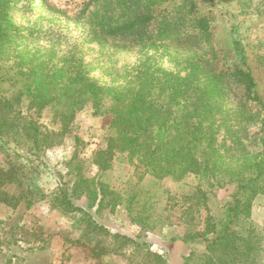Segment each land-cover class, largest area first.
Wrapping results in <instances>:
<instances>
[{
	"label": "rangeland",
	"instance_id": "374dc122",
	"mask_svg": "<svg viewBox=\"0 0 264 264\" xmlns=\"http://www.w3.org/2000/svg\"><path fill=\"white\" fill-rule=\"evenodd\" d=\"M88 1L21 0L11 13L19 26L37 33L24 37L0 56V117L6 115L17 122L14 131L1 130L0 165L23 166L29 176V169L37 166L34 176L44 199L30 208L23 199L15 207L0 202V264H127V256L107 254L95 259L86 247L70 242L80 236L83 226L54 209L49 200L59 188H69L76 173L93 180L98 194L101 189L105 192L101 209L96 213V207L88 210L99 225L113 234L142 241L169 264H183L191 256L201 261L206 252L203 235L219 232L227 222L236 178L218 173L209 177L187 174L180 179L155 177L136 159L115 150L107 160L108 169L98 171L94 164L96 152L107 148L113 133L110 114L95 116L88 105L72 121L63 122V103L39 108L20 95L28 82L26 74L33 67L43 61L61 67V60L71 50L75 51L82 72L103 88L128 86L134 79L133 69L149 55H155L157 65L164 69L182 68L187 57L184 51L120 50L115 48L119 40L108 45L92 42L87 24L76 19ZM180 1L171 0L163 8ZM194 1L195 13L207 18L211 25L214 63L218 68L236 64L234 47L238 43L245 51L255 90L264 99V1L259 6L260 13H242L236 0ZM51 49L55 57L49 62ZM206 58L211 59V55ZM30 121L49 135L48 146L37 154L22 130V125ZM230 130L231 134L220 127L215 133L212 148L218 153L233 144V128ZM262 137L261 123L248 129L242 142L247 154L264 150ZM0 191L16 192L14 186L2 187ZM75 203L86 206L85 196ZM232 232L239 237L251 235L259 247L252 264H264V195L253 199L250 217L238 215L234 219ZM193 235L197 237L190 239Z\"/></svg>",
	"mask_w": 264,
	"mask_h": 264
},
{
	"label": "trees",
	"instance_id": "16d2710c",
	"mask_svg": "<svg viewBox=\"0 0 264 264\" xmlns=\"http://www.w3.org/2000/svg\"><path fill=\"white\" fill-rule=\"evenodd\" d=\"M170 1L89 0L76 19L87 24L90 40L100 45L119 40L115 48L120 50L184 51L187 57L181 69H164L157 65L155 55H149L133 69L134 79L128 86L103 88L82 72L75 51L71 50L61 60V67L44 61L33 67L26 74L28 82L20 95L39 108L63 103V122L72 121L88 105L95 116L110 114L113 133L107 148L96 152L94 164L98 171L108 169L107 160L115 150L136 159L155 177L180 179L187 174L209 177L218 173L236 178L237 188L227 209L226 224L219 232L203 235L206 252L201 261L191 256L183 264H252L259 254L257 243L251 235L237 236L232 225L238 215L250 217L253 199L264 195V150L249 155L242 143L251 126H264V99L255 90L244 49L235 43L238 62L218 68L209 20L195 13L194 0H181L171 8H163ZM263 1L236 3L242 13H260ZM20 2L0 0V56L24 37L37 33L13 20L11 13ZM49 53L51 62L55 52L51 49ZM208 55L211 59L206 58ZM16 124L15 119L1 116L0 133L14 131ZM220 127L230 134L233 128L235 138L223 153L212 148ZM22 130L34 154L48 146L49 135L36 123L27 122ZM260 141L264 147L263 137ZM36 169L37 166L31 167L29 176L23 166L0 165V188L14 186L16 190L13 194L0 191V202L15 207L23 199L30 208L43 200L34 176ZM104 193L101 189L98 194L93 180L76 173L69 188H59L52 194L50 205L83 226L80 236L70 242L86 247L95 259L114 254L127 256V264H169L142 241L113 234L95 221L88 210L96 207V213L101 209ZM81 196H85L86 206L76 205L75 200Z\"/></svg>",
	"mask_w": 264,
	"mask_h": 264
}]
</instances>
